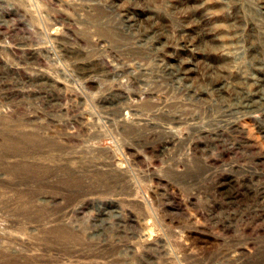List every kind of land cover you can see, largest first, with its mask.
<instances>
[{"label": "rangeland", "instance_id": "374dc122", "mask_svg": "<svg viewBox=\"0 0 264 264\" xmlns=\"http://www.w3.org/2000/svg\"><path fill=\"white\" fill-rule=\"evenodd\" d=\"M262 86L264 0H0V264H264Z\"/></svg>", "mask_w": 264, "mask_h": 264}, {"label": "bare ground", "instance_id": "6f19581e", "mask_svg": "<svg viewBox=\"0 0 264 264\" xmlns=\"http://www.w3.org/2000/svg\"><path fill=\"white\" fill-rule=\"evenodd\" d=\"M262 90L264 91V86H262ZM259 98V99H258ZM253 99V100H252ZM252 99H250V100H252L253 102V104L251 105V106H249L248 105V109H250V110H256V109H264V97H262V95H259V96H253L252 97ZM221 136V135H220ZM224 141V140H223ZM221 139H218L217 140V143H219V144H224V142H223ZM222 146V145H221ZM258 178H259V175H258ZM221 183H223L222 181H220ZM255 182V181H254ZM259 182V181H258ZM248 184V183H247ZM253 184V182H251L250 181V185H252ZM262 184V183H261ZM259 185H260V183H259ZM246 187V186H245ZM252 187H257V188H253V189H251V192H252V194H254V195H256L257 197V199H259V198H261V200L263 199V201H262V206L261 207H263V210H261V212H258V211H260V210H254L255 211V213L257 212V213H262V212H264V186L262 185L261 187L260 186H252ZM246 188H248V187H246ZM245 189V188H244ZM220 190V189H219ZM221 192H222V190H221ZM248 192H249V190H248ZM252 196V195H251ZM260 196V197H259ZM259 206V205H258ZM257 206V207H258ZM251 212V211H250ZM263 214V213H262ZM228 224V223H227Z\"/></svg>", "mask_w": 264, "mask_h": 264}]
</instances>
